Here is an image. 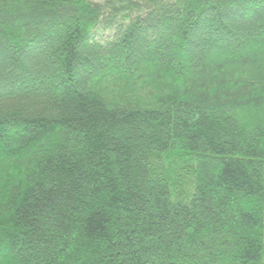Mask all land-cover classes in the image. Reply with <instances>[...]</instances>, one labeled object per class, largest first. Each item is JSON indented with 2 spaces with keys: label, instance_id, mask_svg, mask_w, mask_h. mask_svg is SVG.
<instances>
[{
  "label": "trees",
  "instance_id": "16d2710c",
  "mask_svg": "<svg viewBox=\"0 0 264 264\" xmlns=\"http://www.w3.org/2000/svg\"><path fill=\"white\" fill-rule=\"evenodd\" d=\"M0 264H264V0H0Z\"/></svg>",
  "mask_w": 264,
  "mask_h": 264
}]
</instances>
